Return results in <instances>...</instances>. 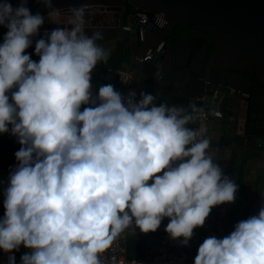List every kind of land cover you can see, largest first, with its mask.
<instances>
[{
    "label": "clouds",
    "instance_id": "1",
    "mask_svg": "<svg viewBox=\"0 0 264 264\" xmlns=\"http://www.w3.org/2000/svg\"><path fill=\"white\" fill-rule=\"evenodd\" d=\"M44 3L58 27L36 41L38 62L26 49L45 17L26 0L0 3V134L21 145L3 193L0 250L30 249L21 264H101L121 233L155 232L165 217L170 238L187 246L238 191L209 154L206 130L188 126L203 109L156 104L112 83L93 94V70L109 56L103 33L88 34L86 5L63 12ZM194 264H264V197L228 235L206 238Z\"/></svg>",
    "mask_w": 264,
    "mask_h": 264
},
{
    "label": "water",
    "instance_id": "2",
    "mask_svg": "<svg viewBox=\"0 0 264 264\" xmlns=\"http://www.w3.org/2000/svg\"><path fill=\"white\" fill-rule=\"evenodd\" d=\"M4 0H0L3 3ZM16 8L22 0H7ZM121 4L122 15L113 30L124 24L155 31L161 42L151 47L149 61L160 70L163 86L168 91L187 100L199 99L209 108H220L233 119L231 128L236 131V120L246 113L243 134L234 139L244 152L253 156L264 145V0H51L55 9L88 4ZM30 12L41 16L49 9L44 0H26ZM135 9L147 12L149 21L142 24L132 18ZM165 16L166 27L157 29L153 24L155 14ZM88 32H105L109 24L98 20L97 14L88 16ZM175 23L187 32L175 39L168 38L167 27ZM101 25V26H100ZM7 28L0 26V37ZM35 37V36H34ZM163 43L158 51V46ZM249 73L260 80L254 86L243 76ZM21 145L10 133L0 134V194L8 183L11 170L16 166L15 153Z\"/></svg>",
    "mask_w": 264,
    "mask_h": 264
},
{
    "label": "crops",
    "instance_id": "3",
    "mask_svg": "<svg viewBox=\"0 0 264 264\" xmlns=\"http://www.w3.org/2000/svg\"><path fill=\"white\" fill-rule=\"evenodd\" d=\"M108 22L110 24L105 32L99 30L103 33L104 38L99 40L98 44L109 51V56L106 61L99 62L93 70V94L96 93L101 85L106 84L103 76L105 69L108 67H118L131 69L136 76L135 82L129 88L115 85L117 90L125 95L129 90H135L137 98H139L141 92H146L156 97V104L165 103L169 106L185 108H188L191 104H195L198 108L206 109L211 114L215 111H221L223 114L221 118L214 116L210 118L207 136L211 138V143L208 152L214 162L222 167L224 175L229 177L238 186V191L233 203H224L212 208L204 225L193 230V236L187 246H183L180 240H175L172 250L183 255L187 260L194 261L199 246L206 238L212 236L215 231L212 222L213 215L222 218L228 235L238 221L247 219L249 216L258 213L262 197H264V145L262 150L260 152L256 151L253 156H244V152L240 149L234 137L235 135L243 134L245 112H242L236 120L237 128L236 131H233L231 128L233 119L220 108L205 107L199 99L187 100L168 91L163 86L160 70L155 65L149 62L140 63L136 60L137 56H144L148 49L161 42L159 35L155 31L148 32L145 41H141L137 32L133 31L124 34L121 30L115 31L112 29L114 27L111 24L112 21ZM92 31L94 30L88 32V34L91 35ZM44 35H41L40 38H43ZM37 40H33L32 46L26 49V53L31 55V59L38 62L39 56L35 54V43ZM83 107L81 110H83ZM195 122L190 123L188 126L194 129ZM149 183H152V181L150 180ZM3 202L4 195L2 193L0 194V218L4 216L5 212ZM168 223L169 219L165 217L155 232L143 233L139 228L126 231L125 249L127 257L129 259H136L150 255L152 247L159 244L169 235L165 231ZM2 251L0 250V252ZM14 251L16 252L19 264H21V257L31 250L21 245L19 250Z\"/></svg>",
    "mask_w": 264,
    "mask_h": 264
},
{
    "label": "built area",
    "instance_id": "4",
    "mask_svg": "<svg viewBox=\"0 0 264 264\" xmlns=\"http://www.w3.org/2000/svg\"><path fill=\"white\" fill-rule=\"evenodd\" d=\"M86 29L89 27V15L97 14L98 20L101 21H112L111 24L115 25V19L117 20L122 15L121 4L117 3H107V4H88L86 5ZM63 12H67L61 10ZM45 17L43 25L40 27L38 34L33 37V40H37L41 35L46 32H51L53 29L58 27L57 24L49 22L47 19V14L43 15ZM132 18H138L142 24H146L149 21L148 14L146 11L141 9H135ZM108 24H110L108 22ZM153 24L157 29H164L166 27L165 16L162 13H157L154 16ZM122 28L128 32H137L138 37L141 41L146 39V30L141 28L135 29L132 23L124 24ZM163 46L161 43L157 50L159 51ZM154 49H148L147 53L142 56L136 57V60L140 63L149 62L153 57ZM104 80L106 83H112L119 87L129 88L135 82L136 76L133 70L123 69L118 67H108L104 71ZM211 116L221 118L223 116L221 111H215L213 114L209 113L206 109H203V113L195 122L194 129L203 128L206 130V135L209 130V121ZM212 222L215 227V231L212 236L217 238H222L227 235L225 223L217 215L212 216ZM175 240L171 239L168 235L159 244L152 247L150 255L142 258L129 259L126 255L125 249V232L121 233L112 244L100 254L101 264H194V261L187 260L183 255L178 254L172 250ZM15 257V264H19L17 260L16 252L13 250L12 253H6L4 251L0 252V264H10L9 257Z\"/></svg>",
    "mask_w": 264,
    "mask_h": 264
},
{
    "label": "trees",
    "instance_id": "5",
    "mask_svg": "<svg viewBox=\"0 0 264 264\" xmlns=\"http://www.w3.org/2000/svg\"><path fill=\"white\" fill-rule=\"evenodd\" d=\"M166 30L168 31L167 37L172 38V39H175L180 35H183V34L186 35L187 34L184 27L182 25H179L178 23H175L172 27H167ZM243 76H244V78H246V80L249 83H251L254 86H258L261 84L260 80L256 76L252 77L247 72L243 73Z\"/></svg>",
    "mask_w": 264,
    "mask_h": 264
},
{
    "label": "flooded vegetation",
    "instance_id": "6",
    "mask_svg": "<svg viewBox=\"0 0 264 264\" xmlns=\"http://www.w3.org/2000/svg\"><path fill=\"white\" fill-rule=\"evenodd\" d=\"M5 36V35H4ZM4 36L0 37V43H3ZM246 79V78H245ZM247 81V80H246Z\"/></svg>",
    "mask_w": 264,
    "mask_h": 264
}]
</instances>
